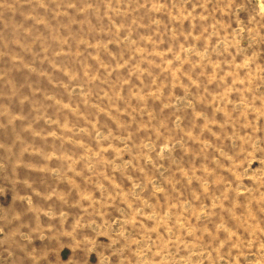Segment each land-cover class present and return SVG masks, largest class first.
Returning a JSON list of instances; mask_svg holds the SVG:
<instances>
[{
    "label": "rangeland",
    "instance_id": "1",
    "mask_svg": "<svg viewBox=\"0 0 264 264\" xmlns=\"http://www.w3.org/2000/svg\"><path fill=\"white\" fill-rule=\"evenodd\" d=\"M0 264H264V0H0Z\"/></svg>",
    "mask_w": 264,
    "mask_h": 264
}]
</instances>
